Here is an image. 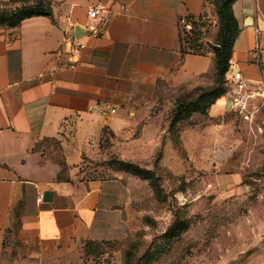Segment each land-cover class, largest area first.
Listing matches in <instances>:
<instances>
[{
    "label": "crops",
    "instance_id": "1",
    "mask_svg": "<svg viewBox=\"0 0 264 264\" xmlns=\"http://www.w3.org/2000/svg\"><path fill=\"white\" fill-rule=\"evenodd\" d=\"M40 1L52 15L0 25V264H83L88 246L129 235L147 184L125 170L80 178L84 158L109 152L176 172L190 165L192 153L223 151L233 135L227 116L234 112L224 94L190 117L202 123L175 122V99L157 96L160 89L212 83L215 55L190 52L183 41L184 31L206 29L207 19L216 24L211 0H104L105 11L97 18L87 14L95 0ZM232 8L239 30L230 66L264 81L261 1L235 0ZM184 17L194 28L185 29ZM75 27L81 28L79 36ZM69 35L86 44L78 56L68 55ZM256 45L259 64L249 56ZM50 69L56 70L54 77ZM104 103L115 111L95 106ZM50 140L60 146L66 177L60 176L59 163L43 155ZM12 237L26 251L6 260L5 242Z\"/></svg>",
    "mask_w": 264,
    "mask_h": 264
},
{
    "label": "rangeland",
    "instance_id": "2",
    "mask_svg": "<svg viewBox=\"0 0 264 264\" xmlns=\"http://www.w3.org/2000/svg\"><path fill=\"white\" fill-rule=\"evenodd\" d=\"M211 1L214 4L216 0ZM260 1L264 9V0ZM24 3L0 0V9L14 11ZM206 22L208 27L202 32L185 35L184 45L193 53L215 55L220 19L217 17L216 24L212 18ZM261 44L264 48L263 38ZM214 78L215 73L210 85L199 87H212ZM224 86L226 90L229 87L227 76ZM199 92V88L160 89L157 96L175 99L174 112L196 99ZM227 118L233 135L223 151L192 153L188 155L190 165L178 167L176 172L160 165L147 168L151 178H142L147 182L146 192L138 202L140 213L129 235L116 242L88 246L83 264H264V107L252 127L235 113ZM202 122L190 120V124ZM44 146V157L59 163L60 176L66 177L69 167L62 161L59 144L50 140ZM122 167L115 155L99 153L95 158H84L78 175L106 177ZM232 175L240 179L231 180ZM177 217L180 222L187 221L188 227L180 236L168 239L166 231ZM5 244L9 248L4 254L6 260L12 252L18 255L26 251L15 237L7 238Z\"/></svg>",
    "mask_w": 264,
    "mask_h": 264
},
{
    "label": "trees",
    "instance_id": "3",
    "mask_svg": "<svg viewBox=\"0 0 264 264\" xmlns=\"http://www.w3.org/2000/svg\"><path fill=\"white\" fill-rule=\"evenodd\" d=\"M234 1L235 0H216L214 3L217 16L220 19L218 43L214 48L216 63L214 85L210 88L196 87L200 90L198 97L189 103L181 105L180 109L174 110L173 121L175 122L177 120L188 118V115L194 112H206L207 108L227 91L224 86V80L230 69L233 43L239 30L232 8ZM24 2L25 5L19 6L14 11L0 9V24L15 26L24 18L32 15H52L51 7L40 0H36L33 3ZM184 33L185 35H188L186 31H184ZM121 165L123 166L122 170L132 174L134 173V175L137 176L139 175L141 178H151L150 170L147 168H142L135 163L123 160H121ZM187 227L188 222H180L177 217L171 227L167 229L166 237L168 239L178 237Z\"/></svg>",
    "mask_w": 264,
    "mask_h": 264
},
{
    "label": "built area",
    "instance_id": "4",
    "mask_svg": "<svg viewBox=\"0 0 264 264\" xmlns=\"http://www.w3.org/2000/svg\"><path fill=\"white\" fill-rule=\"evenodd\" d=\"M105 11L104 0H95L88 10L87 14L90 18H97L101 16ZM127 7L121 5L120 12H126ZM184 27L186 30H191L193 27L190 19L184 17L182 19ZM94 34H97L98 31L94 30ZM65 41L70 45L68 55L71 57L78 56L81 51L86 47V44L82 41H79L74 36L69 35L65 38ZM63 52L62 49H59L56 53L57 56L61 55ZM249 56L254 63L259 64L261 62V51L260 47L256 45L249 51ZM75 61L69 62V67H75ZM49 74L51 77L55 76L56 70L50 69ZM227 81L229 87L226 91V95L229 97L230 109L243 121L247 122L251 127L258 123L259 114L264 107V81H252L244 76L240 69H233L230 66V69L227 73ZM96 107L102 106L104 108L115 111V108L108 103L104 105L97 104ZM263 123V121H262ZM258 129L262 130V127L258 125ZM41 195L39 199H41Z\"/></svg>",
    "mask_w": 264,
    "mask_h": 264
},
{
    "label": "water",
    "instance_id": "5",
    "mask_svg": "<svg viewBox=\"0 0 264 264\" xmlns=\"http://www.w3.org/2000/svg\"><path fill=\"white\" fill-rule=\"evenodd\" d=\"M252 21H253V20H252V18H250V17H248V18L246 19V22H247V23H252ZM258 21H259V26H260V27H263L264 21H263L261 18H259ZM74 29H75V34L79 36V34L81 33V28H80V27H75Z\"/></svg>",
    "mask_w": 264,
    "mask_h": 264
}]
</instances>
